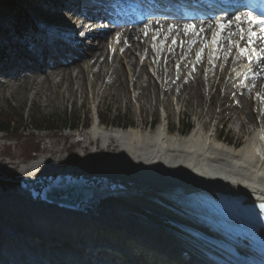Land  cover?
Masks as SVG:
<instances>
[{
	"label": "bare ground",
	"instance_id": "obj_1",
	"mask_svg": "<svg viewBox=\"0 0 264 264\" xmlns=\"http://www.w3.org/2000/svg\"><path fill=\"white\" fill-rule=\"evenodd\" d=\"M98 1H84L80 4L84 9L95 10ZM233 1L211 0L210 2L214 5H223L224 2ZM206 4L205 0L195 4L172 2L169 3V7L174 11H179L182 6L205 8ZM220 14L214 21L211 18L207 19L208 26L204 31L200 30L196 35L195 32L186 34V39L191 38V43L184 52L178 47L177 49L170 47L168 51L167 47H164L162 57L156 60V50L160 49L161 46L154 43L153 36L160 37L164 32V29H162L164 19L148 17L143 24L120 26L115 28L113 33L105 31L104 36L109 39L108 44H106V40L99 37L101 33L98 32L99 30L97 31L99 25L93 22V19L79 17L70 10L68 13V26H78V33L80 31H90V27L95 23V39L89 41L90 39L85 38L81 42L83 54L80 56V62H77L76 59L66 60L65 65L57 62L47 66L43 74L46 77L59 76L61 80L68 82L70 86L67 90L69 92L73 91L74 86L78 89L80 84L85 82V70H88L90 81L93 82L95 80L97 82L101 76L109 74L102 93L105 91L106 86L112 83V85H117L118 95L122 96L124 86H127L128 83L133 87V92L137 91L136 96H133L136 101L137 96L138 98L141 97L139 93L141 86L138 79L146 72L144 66L149 64V68L161 80V86L158 92L157 86L153 83V78L146 72V89H142V95L146 103H149L150 99L157 95V103L161 102L162 104L159 106V110H162L165 119L158 124L157 130L152 134H147L141 128L132 126L127 129H107L98 123L99 114L95 106L96 118L91 123L90 132L93 140L100 139L103 147H106L107 143L114 139L118 149L113 155L97 164H91L89 160H83L80 164L67 167L60 165L57 159L38 158L32 160L26 167L21 168L23 171L27 170L26 179L36 176L52 177L55 174H70L73 176L82 174L90 177L86 184L87 190L79 193L80 210L68 212L36 199L32 200L25 192L28 187L24 189L22 195L14 191L0 194V205L7 202L9 213L15 217L14 219L20 216L31 218L32 215V218L35 219L31 222L42 224L45 230L50 232V235L53 233V236L72 238L73 236H84L82 232L88 231L95 238L116 240L137 258L153 262L163 258L161 254H159L160 256L157 255L156 247H162L164 252L168 251L172 245L184 241V230L190 226L179 219L169 208L154 203L157 200L168 205L158 195L157 189L160 181L169 184V182L174 183L183 180L185 184L199 188L223 186L245 189L249 192L254 190L264 198V131L260 124L255 125L251 136L239 146L229 144L227 140L217 137L215 128L217 121L215 122V120L211 129L203 132L204 122L201 123L196 119V125L191 128L186 136L177 137L168 133V100L162 99L160 101L159 99L160 94H163L164 97L171 95L173 84L177 83L179 86L175 96L178 99L177 105H181V101L184 100V97L180 98L183 92L185 95H189V91L192 89V100L199 107L201 113L204 94H207L204 103L207 97L208 106L215 104L216 107L215 95L218 91H221L220 93L224 97H227L231 92L230 88L235 83L231 79L233 74L229 72V64L233 67L239 63L240 58H246L240 55L238 48L234 47L233 43L240 47L249 46L246 40V32H242L241 28L251 27V30H257V26L249 22V19L260 16L262 20L264 2L257 0L254 12H247V18L249 19L246 20L242 11L228 13L223 18ZM237 17H239V20L236 19ZM206 18L198 20L197 24L201 22L204 25ZM217 20L230 24V27L225 28L219 35L220 49L215 51L216 59L214 57L210 59L209 56L210 62H208V58H204L202 64L196 67V72L188 83L180 82L178 84L183 76L170 80L175 72L178 74L179 71L182 73L189 69V64L186 63L188 56H190L189 52L196 46L199 48V41L203 34L206 38L210 36L212 40L213 34L217 33ZM173 26L169 28H171V34L173 35L171 38L174 40L175 37L184 34V29L176 22L173 23ZM256 34H259L258 31ZM242 35L244 36L243 39L241 38ZM263 35L261 33L260 36L255 38V41H259ZM222 51L229 54L227 58L225 54L222 55ZM149 56L152 57V65L149 63ZM175 57H179L178 63L174 61ZM176 64L177 67L174 68ZM214 64L216 66L223 64V67L226 66V68L216 71L213 68ZM95 65L97 66L94 68ZM24 66L27 68L22 70L21 74L24 75H20L21 79L16 81L18 88L30 84V82L34 83V80L41 74L29 62H25ZM253 67L258 70V74L264 76V61L256 66L253 65ZM223 70L225 71L222 73ZM190 74L192 73L190 72ZM128 76L133 77L134 80H129ZM226 77L227 83L223 85V80ZM60 79L58 78V80ZM93 82L90 84L91 92L89 91V93L91 96L94 92L93 87H96V83ZM42 84L43 80L39 82V88L42 87ZM260 85L261 82L256 86L260 87ZM101 87L102 84L99 85V89ZM259 95L264 100V88H259ZM243 98L244 102L242 103ZM240 102L242 108L247 106L253 108L256 104L258 105V99L252 97L248 99L241 97ZM140 104L138 101L137 110H140ZM219 109L218 116L221 112V109ZM243 115L245 121L239 119L237 129L238 132L245 133L248 130L247 124H251L253 119L246 111L243 112ZM248 133L249 131L246 134ZM103 179L108 183L106 188L100 186ZM99 206L104 210H99ZM35 214L39 215L35 216ZM47 215L54 217L49 220L46 219ZM97 215L104 216V225H100L95 220ZM22 248L23 246L19 250ZM45 253H47L46 259L48 260L56 255L51 252ZM25 257L26 255H21V258ZM30 260L31 257L28 256L24 264H31Z\"/></svg>",
	"mask_w": 264,
	"mask_h": 264
},
{
	"label": "rangeland",
	"instance_id": "obj_2",
	"mask_svg": "<svg viewBox=\"0 0 264 264\" xmlns=\"http://www.w3.org/2000/svg\"><path fill=\"white\" fill-rule=\"evenodd\" d=\"M65 4L66 0H30L29 3L22 4L21 9L29 16L35 14V17L40 20V25L37 26L41 27L43 32H45L43 27L48 22H59L61 26L67 27L69 18L66 12L68 11L66 8H62V6ZM32 21L34 22L33 19H31V22ZM105 40L106 44H108L109 39L106 38ZM8 42L10 43L9 45L13 47L14 51H19L22 54L23 50L20 51L19 49L15 48L11 40ZM133 57L135 56L133 55ZM37 59L39 61V57ZM77 62H80V60H77ZM96 66L97 65H95L94 68ZM213 66L216 71H221L223 68H226V66L223 67V64L218 66L214 64ZM146 67L147 66H144V70L147 72V74L151 75L153 78V83L155 86H157V91L159 92L161 80L153 73L152 69L149 68L151 73H148L149 70L147 71ZM39 68H42V66L40 65ZM104 70L106 71L107 69ZM224 71L225 70H223L222 73ZM146 72H144L138 79V83L141 86L139 89L141 97L139 96L140 98H138L137 96L135 102L133 96H136L137 91L133 92V87H131L128 83L127 86H124V93L122 96L118 95L117 85H112V83L107 85L105 91L102 93V89L105 85V81L108 79L109 74L101 76L100 80L97 82L95 80L93 82L90 81V73L88 70H85V82H82L78 89H76V86H74V89L71 92L67 90L70 86L69 83L61 80L59 76L51 75L46 77L43 74L44 72H40L41 74H39L36 80H34V83L30 82V84H25L21 88H18L16 84V81L21 79V77L18 76L16 80L12 81L9 85H0V110H5L9 106L23 110V112H27L26 121L33 113H38V115L45 117L53 116L54 118H59L64 114H79L81 122L76 127V129L73 130L68 127H61V132L57 137L51 136L50 133L45 134L43 131L35 132L40 140L41 147L40 152L34 156V159H57L59 160L58 162L63 166H74L83 160H90L91 164H97L98 162L102 161L99 156L100 154L107 151L108 156L110 157L116 152L118 145L114 139H111L110 142L107 143L106 147L101 145L100 139L93 140L90 128L91 123L94 121L95 106L96 111L99 114L98 116L107 114L108 118H110V121H112L109 123L110 126L104 125L107 129H116L117 124H113L116 122V120L122 119L124 122L121 126L126 129L130 126L137 127L141 128L147 134H152L155 130H157V126L159 124V106L162 104L161 102L157 103V95H155L154 98H151L149 103L144 101L142 89H146ZM127 73L129 72L127 71ZM58 78L60 80H58ZM216 78H218V76H216ZM128 79L134 80V78L131 76H128ZM173 79L174 76L170 78V80ZM42 80V87L39 88V82ZM92 82L96 83V87H93L94 92L91 96L89 91L91 92L90 84ZM180 82L181 80L178 84H180ZM226 83L227 77L224 78L223 85ZM100 84H102L101 89H99ZM49 86L50 88H48ZM174 87L178 88L179 86L177 83L173 84L171 95L164 97L163 94H160L159 98L160 101L162 99L168 100V133L171 135L177 137L180 135V137L186 136L188 132L186 131L187 134L183 133L184 126L190 124L193 128L196 125V119L201 121V123L204 122L203 132L211 129L212 117L216 114L215 111L217 108L219 109V105L221 112L217 120L215 119V122L217 121L215 128L218 138L227 140L229 144H237L239 146L243 143V141H245V139L251 136L256 124H260L264 131V111L262 114H259V112H262L263 107L260 106L259 108H256V104L253 108L251 106L242 108L240 98L245 97L248 99L251 97L250 95L237 97V100L239 99V107H235L233 105L237 103L236 98L233 95H231V99L229 97L233 90H231L227 97H224V95L220 93L221 91H218L217 95H215L217 106L215 107V104H212L209 107L207 97L206 102L204 103L205 96L207 95L204 94L202 100L203 109L200 113L198 109L199 107L194 104L192 100V89H190L189 95H185L183 92L180 98L184 97V100H180L181 105H177L178 99L175 98L176 94H174L173 91L176 88ZM239 93L240 92L238 91V94ZM252 98H254V96H252ZM137 100L139 103H141L140 110H137L136 108V105L138 104ZM243 102L244 98L242 99V103ZM244 111L250 114L253 122L251 124H247L248 130H246L245 133H242L238 132L237 128L240 121L239 119L245 121V117L243 115ZM87 118L89 119V122L87 128H85V119ZM247 131H249L248 134H246ZM7 145L11 148V152L8 155L3 153ZM69 146H72V149H68ZM30 162V160H27L21 155L19 148L14 141H7L0 134L1 194H6L7 192L13 190H16L17 194H22V188L20 184L18 187L9 188H6L4 184H8L9 180L7 179H11L10 181L17 180L18 182L21 178H25L27 170L23 171L21 168L26 167ZM3 179L5 180L3 181ZM4 204L7 205V202H3V204L0 206H3Z\"/></svg>",
	"mask_w": 264,
	"mask_h": 264
},
{
	"label": "trees",
	"instance_id": "obj_3",
	"mask_svg": "<svg viewBox=\"0 0 264 264\" xmlns=\"http://www.w3.org/2000/svg\"><path fill=\"white\" fill-rule=\"evenodd\" d=\"M30 0H0V32L8 35L18 36L26 29V17L20 9V5L29 3ZM23 25V26H22ZM5 49L0 43V56ZM27 112L9 106L5 110H0V134L7 141H14L19 148L21 155L30 159L40 152V140L35 132L43 131L45 134L57 137L61 132V127L76 129L80 124L81 118L79 114H64L59 118L53 116H40L33 113L26 121ZM103 124H109L110 118L107 114L99 117ZM89 119H85V128L88 126ZM124 121L116 120L114 124L123 125ZM126 123V122H125ZM189 125H185L183 133L189 129ZM29 128V129H28ZM26 130V131H25ZM69 146L68 149H72ZM11 152L10 146H6L3 153L8 155Z\"/></svg>",
	"mask_w": 264,
	"mask_h": 264
},
{
	"label": "water",
	"instance_id": "obj_4",
	"mask_svg": "<svg viewBox=\"0 0 264 264\" xmlns=\"http://www.w3.org/2000/svg\"><path fill=\"white\" fill-rule=\"evenodd\" d=\"M90 180L87 175L79 174H55L54 176H36L29 179H21L22 187H28L29 196L32 199L55 205L58 208L76 212L80 210L79 193L86 191V184ZM106 180H102L101 187H107Z\"/></svg>",
	"mask_w": 264,
	"mask_h": 264
},
{
	"label": "snow or ice",
	"instance_id": "obj_5",
	"mask_svg": "<svg viewBox=\"0 0 264 264\" xmlns=\"http://www.w3.org/2000/svg\"><path fill=\"white\" fill-rule=\"evenodd\" d=\"M236 19L239 20V17H237ZM227 27H230V24H225L224 22L219 23L218 31H217V33L213 34V39L211 41V43L213 45H218L219 35ZM189 28L194 30V26H189ZM242 32H243V30H242ZM256 36H257V34L254 33L251 29H249V30H247V41H248V45H249L248 47H240L239 45H235V43H233V46L238 48L240 55L249 59L250 64H251V61L253 59L256 61L264 60V54H261L253 46L255 44V40L253 39V37H256ZM241 38L243 39L244 36L242 35ZM260 39H264V38H260ZM206 47H207V45H206ZM202 54H203V49H201V51L197 53V57L200 58L202 56ZM261 207H264V205H261Z\"/></svg>",
	"mask_w": 264,
	"mask_h": 264
}]
</instances>
